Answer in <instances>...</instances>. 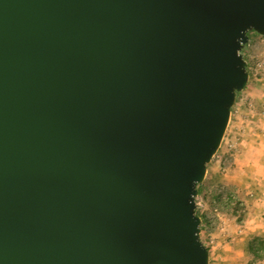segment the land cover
<instances>
[{
    "label": "water",
    "instance_id": "1",
    "mask_svg": "<svg viewBox=\"0 0 264 264\" xmlns=\"http://www.w3.org/2000/svg\"><path fill=\"white\" fill-rule=\"evenodd\" d=\"M251 30L264 0H0V264H208Z\"/></svg>",
    "mask_w": 264,
    "mask_h": 264
},
{
    "label": "rangeland",
    "instance_id": "2",
    "mask_svg": "<svg viewBox=\"0 0 264 264\" xmlns=\"http://www.w3.org/2000/svg\"><path fill=\"white\" fill-rule=\"evenodd\" d=\"M240 52L246 61L248 82L236 93L221 144L207 163L195 196V212L201 218L200 239L209 251L210 264H264V249L258 256L249 249L250 242L259 246L264 238L249 232L246 220L251 204L245 201L263 197L264 186H236L237 178L248 180L254 174L246 177L235 171V157L250 145V136L264 135V35L249 31Z\"/></svg>",
    "mask_w": 264,
    "mask_h": 264
},
{
    "label": "crops",
    "instance_id": "3",
    "mask_svg": "<svg viewBox=\"0 0 264 264\" xmlns=\"http://www.w3.org/2000/svg\"><path fill=\"white\" fill-rule=\"evenodd\" d=\"M250 137L252 138V141H249L250 145L245 146L241 155L238 154V156L235 157L237 163L235 166L236 172H243L246 174V177L247 174H249V176L254 174L252 177L248 176V180L247 178L244 180L237 178L236 180V186L239 187L243 183V187H248V189L252 188V184H254V186H264V135L260 134ZM245 201L248 202V205L251 204L246 220L250 225L248 228L249 232L264 238V196L261 198H246ZM210 262L211 258L209 255L208 264H210Z\"/></svg>",
    "mask_w": 264,
    "mask_h": 264
},
{
    "label": "trees",
    "instance_id": "4",
    "mask_svg": "<svg viewBox=\"0 0 264 264\" xmlns=\"http://www.w3.org/2000/svg\"><path fill=\"white\" fill-rule=\"evenodd\" d=\"M260 241L262 242L259 243V246H255L253 242H250L249 244V249L254 256H258L260 254V250L264 249V242L261 239Z\"/></svg>",
    "mask_w": 264,
    "mask_h": 264
}]
</instances>
